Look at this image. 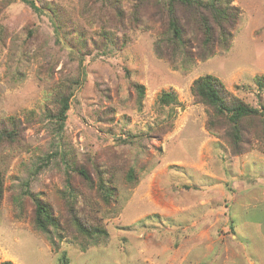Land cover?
Returning <instances> with one entry per match:
<instances>
[{"label": "rangeland", "instance_id": "rangeland-1", "mask_svg": "<svg viewBox=\"0 0 264 264\" xmlns=\"http://www.w3.org/2000/svg\"><path fill=\"white\" fill-rule=\"evenodd\" d=\"M44 1L66 13L85 54L30 0H0V121L11 128L16 120L21 133L0 144V264H61L63 253L69 264H264V146L254 137L234 153L225 128L218 136L207 129V108L192 93L197 78L213 74L232 94L264 104L255 80L264 76V0H232L240 17L229 47L186 67L156 51L166 25L161 0H121V20L98 0ZM104 32L117 47L104 46ZM73 78L81 84L59 131L49 112ZM133 82L145 86L141 103ZM164 91L179 101L169 130L158 102ZM64 150L114 177L110 206L74 180L86 212L108 232L98 243L71 232L55 248L33 227L32 203L22 218L14 207L28 183L68 219ZM131 166L136 183L125 179Z\"/></svg>", "mask_w": 264, "mask_h": 264}, {"label": "trees", "instance_id": "trees-1", "mask_svg": "<svg viewBox=\"0 0 264 264\" xmlns=\"http://www.w3.org/2000/svg\"><path fill=\"white\" fill-rule=\"evenodd\" d=\"M39 1L42 7H38L34 0H30V4L37 11H43L48 15L50 13L54 29L70 42L73 41L78 53L85 54L86 46L82 35H76L77 32L71 28L70 20L60 6L48 4L44 0ZM98 1L110 6L118 19L123 18L125 10L121 5V0ZM231 2L232 0H161L166 12V25L161 37L155 43L157 53L161 56L167 53L169 56L178 55L181 65L186 67L189 62H195L196 59L204 61L211 57L217 46L228 48L233 30L240 17V9ZM104 34V46L110 50L114 46L117 47L118 43L115 38L106 36V32ZM164 49H168L166 53ZM255 80L260 94L264 91V76H258ZM80 84L79 78L67 81L63 91L55 99L56 109L49 112V116L54 120L59 131L64 130L72 97ZM132 84L138 92L139 103H141L145 95V86L137 82ZM192 93L196 101L203 103L207 108V129L218 136L220 129L225 128L224 138L234 153H242L245 149L244 144L249 143L254 137L264 146V104L254 106L232 94L222 80L213 74L197 78L193 82ZM158 102L166 109L163 128L169 130L176 116L175 106L179 103L177 95L164 91ZM104 114L109 117L110 112L105 111ZM11 124L13 127L7 128L0 121V144L15 143L19 140L21 136L19 122L15 120ZM50 156L51 154L46 156L44 163H48ZM60 158L64 162L65 174V188L61 193V198L69 213L68 219L63 221L55 215L52 206L41 198L40 194L33 192L28 183H26L27 186L21 187L20 192L13 197L18 216L21 218L24 215L28 216L25 201H30L33 205L30 215L33 227L46 235L55 248L59 245L56 239L62 240L71 232H76L91 243H98L107 236L108 232L102 226L101 221L86 212L85 196L74 180L76 176L81 177L83 184L90 190H94L100 199L110 206L116 200L114 177L113 175L108 176L103 164L94 160L89 166L81 162L71 150H64ZM125 179L128 183L137 182L138 176L134 166L126 171ZM2 199L3 189L0 182V206ZM60 263L69 264L66 253L60 257ZM2 264L13 263L5 261Z\"/></svg>", "mask_w": 264, "mask_h": 264}]
</instances>
